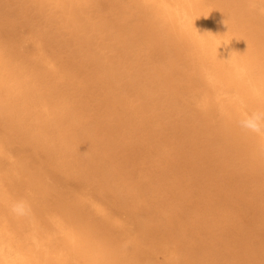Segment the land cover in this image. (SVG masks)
I'll use <instances>...</instances> for the list:
<instances>
[{
  "label": "bare ground",
  "instance_id": "bare-ground-1",
  "mask_svg": "<svg viewBox=\"0 0 264 264\" xmlns=\"http://www.w3.org/2000/svg\"><path fill=\"white\" fill-rule=\"evenodd\" d=\"M103 1L104 8L99 6L101 4L97 2L98 5L96 0H16L20 8L29 11L34 22H39L47 28L56 27V33L64 31V35L69 34L76 47H79L78 50L88 51L95 35H102L103 37L100 38H105L104 48L109 52V57L106 56L107 60L104 54V58L98 55L89 57L94 65L97 62V67L102 68L106 64L109 66L110 72L106 74V80L100 79L103 83L98 82V86L107 84L105 86L108 88L107 95L112 90L117 92L116 94H126L131 90L137 101L136 104L139 102L138 105L134 103L135 106L130 105L132 110L123 103L120 116L111 114L109 122L112 121V124L107 126V132L119 135L134 133V137L143 134L148 125L146 126L143 117L135 118L134 110L143 112L153 107L154 102L161 109L165 110L168 107L173 109L175 105L178 106L179 94L186 88L187 92H193L190 96V104L197 110L195 114L189 111L193 121L196 122L195 125L193 124L192 129H195L193 133L204 136L205 143L203 148L200 146V152L216 144L213 147L218 149V155L220 152V156L226 159H235V154L245 156L246 159L241 165L245 164V161L252 167L255 166L251 169L245 164L251 170L248 169L247 174L253 177L255 174H260L263 179L264 138L241 130L236 121L242 113L264 110V15L258 11L260 7H264V0ZM126 20L134 22V25H129V21L124 23ZM198 31L205 34L201 36ZM211 32L215 35L227 33L221 37ZM58 35L62 38L61 34ZM222 39L232 40L228 45L222 44L217 49ZM59 45L61 47L62 44ZM96 49L98 54V48ZM130 52L133 53L134 60L127 58ZM6 55L9 57L8 54ZM3 56L5 55L0 53V122L3 127L15 130L23 139L44 144L55 163L62 169L71 170L73 173L90 166L88 168H91L93 175H97L102 168V161L99 162L102 159H95V156L88 160L84 158L93 156L94 151L92 152L91 147L94 145L89 146L91 152L90 149L86 152L81 153L83 150L78 152L76 139L73 140L74 143L69 141V126L66 127L68 131L61 128L73 119L75 106L71 100L65 98L62 91L51 85L54 74L58 75L57 70H54L53 66L52 70L44 67L47 70L43 69L44 80H42V76H34L33 72L36 71L33 66H29L25 71L13 61L4 60ZM140 58L143 61L139 60ZM136 61H140V66L143 65L141 72L144 70L148 72L143 81L137 80L140 66ZM52 63L54 64L53 60ZM36 82L42 87L40 92H33L29 87V84ZM114 84L117 87H114ZM107 102L103 100L100 105L108 108ZM35 106H40L42 111H37L36 108L32 109L34 111H29L30 107ZM180 107L188 109L185 104H180ZM117 110L119 113L120 109ZM166 110L169 113V110ZM88 125L86 122L80 126L82 127L80 132L83 133L80 136L85 140ZM94 131H97V128ZM75 138L78 139L79 136ZM2 155L0 144V157ZM233 164L228 165L230 169L232 167V172L236 171ZM25 166L21 161L14 160L8 161L6 166L0 163V264H136L129 258L131 251L128 253L130 256H127L123 247L117 246L116 239L108 228L104 227V223L101 220L91 219L79 203L67 199L65 202H58L59 195L57 196L56 193L57 202L44 201L47 200V196L44 200L41 199L47 187L42 182V177L29 172ZM245 170V167L241 166L240 170H237L238 176L245 175ZM112 174L101 176L105 185L111 183V179L115 176L113 171ZM17 200L27 202L31 209L29 215L21 217L11 211V204ZM133 213L131 217L134 216ZM130 220L133 223V220ZM137 220L136 228L134 227L137 234L141 238L146 237L152 232L153 225L136 218ZM119 238H123V235ZM151 244L154 245L153 242ZM152 247L151 251L145 249L152 253ZM191 254L198 264H202L204 254L199 245Z\"/></svg>",
  "mask_w": 264,
  "mask_h": 264
},
{
  "label": "rangeland",
  "instance_id": "rangeland-1",
  "mask_svg": "<svg viewBox=\"0 0 264 264\" xmlns=\"http://www.w3.org/2000/svg\"><path fill=\"white\" fill-rule=\"evenodd\" d=\"M96 3L104 8L103 0H96ZM25 9L20 8L16 0H0V47H2L0 53L5 55L4 60L13 61L25 71L29 66H33L36 71V73L33 72L35 77L42 76L48 68L52 70V66L54 70H57L58 75L54 74L51 85L62 91L65 98L71 100L75 106L73 119L61 128L66 130L69 126V141L74 143L73 140L76 139L77 146L74 145L79 149L78 152L81 150H83L81 153L86 152L87 149L91 152L92 148L93 156L84 158L88 160L95 156V159H102L99 160L100 163L102 161V168L97 175H93L91 168H88L90 166L73 173L71 170L70 172L64 170L55 163L52 154L46 150L44 144L23 139L15 130L5 129L0 122L2 166H6L10 160L21 161L26 165V170L42 177L41 180L47 189L45 188L41 199L48 197L44 201L57 202V194L58 202L68 200L79 203L81 208H85L88 212L86 215L104 223V227L108 228L116 239L117 246L123 247L127 256L131 255L129 258L136 264H153V261H155L154 264H198L191 254L198 245L203 249L202 264H264V178L262 179L260 174H255L254 177L247 174L249 167L246 166H250L251 169L255 166L252 167L245 161L247 165H241L246 159L245 156L235 154V159L229 160L220 156V152L218 155V149L213 147L216 144L200 152V148H203L205 143L204 136L198 135V137L193 133L195 129L192 128L196 122L189 114V111L197 113L196 107L193 108L194 105L190 104V96L193 92H187L185 88V91L179 94L178 106L175 105L173 109L166 108L169 113L166 109H161L156 102L153 107L143 112L134 110L135 118L143 117L146 126L148 125L143 134L135 137L134 133H131L132 135L111 134L110 131H106L107 126L112 124V121L109 122L110 115L120 116L124 104L132 110L130 105L133 103L138 105L139 102L136 104L137 101L131 90L126 94H116L117 92L112 90L107 95L108 88L105 87L107 84L98 86V82L103 83L101 80H106V74L110 72L109 66L106 64L102 68L97 67V62L94 65L89 57L95 55L100 58L105 56V59L109 57V52L104 48L105 38H100V36L103 37L102 35H95L88 51L78 50L79 47H76L69 34L64 35V31L56 33V27L53 29L52 26H48L47 28L39 22H34L29 11ZM102 12H105L104 9ZM127 21L129 25H134V22L130 20L124 23ZM58 34H61L63 39ZM57 40L59 41L56 43ZM59 43L63 46L59 47ZM96 48H98V54H96ZM127 58L135 59L132 52ZM139 62L136 61L138 66H140ZM142 67L143 65L138 68L140 74L137 80L139 81L145 80L148 73L147 70L141 72ZM30 79L33 81L32 78ZM42 80H44L43 76ZM113 86L117 87L115 84ZM29 87L33 92L42 90L37 82L29 84ZM107 99H110V103ZM103 100L107 102L108 108L100 105ZM180 104H185L188 109L180 107ZM33 108L42 111L40 106L30 107L29 111H34ZM190 108L193 109L190 110ZM109 109L112 110L111 113ZM117 109H120L119 113ZM86 122L89 125L85 131V133L88 132L85 140L81 137L83 133L80 132L82 128L80 126ZM95 127L99 132L94 131ZM75 136L81 139L78 138V140ZM93 145L94 147H91ZM240 157H242L241 160ZM90 163L92 164V161ZM231 163H234L236 171L232 172V167L229 168L228 165L232 166ZM39 165H42V169ZM241 166L245 167L246 174L238 176L237 170H240ZM111 170L115 176L111 179V183L105 185L101 176L112 174ZM257 189H259L258 192ZM50 196L56 197V200ZM135 217L139 221L150 222L153 225L154 234L152 235L151 232L141 238L135 229L138 222ZM121 233L123 238H119L122 237ZM152 242L154 245L151 244ZM151 247L153 252L149 253Z\"/></svg>",
  "mask_w": 264,
  "mask_h": 264
},
{
  "label": "clouds",
  "instance_id": "clouds-1",
  "mask_svg": "<svg viewBox=\"0 0 264 264\" xmlns=\"http://www.w3.org/2000/svg\"><path fill=\"white\" fill-rule=\"evenodd\" d=\"M258 11H259V13L261 15H264V7H260L258 9ZM226 33H224L222 35H215L213 33L212 34L215 35V36H221L222 37ZM198 34L203 36L205 34V32L203 34H201L198 31ZM231 40L225 41V40L222 39L220 44L217 46V49L222 44L223 45H228ZM232 53H231V58H232ZM230 59H227V60H230ZM236 124L243 131H245L247 133L254 134V135L258 136V137L264 138V110L253 111L251 113H242L240 115V117L237 119ZM11 211L14 214H16L17 216L23 217V216L29 215L30 212H31V209H30V206L27 204L26 201L17 200V201H15V202H13L11 204Z\"/></svg>",
  "mask_w": 264,
  "mask_h": 264
}]
</instances>
